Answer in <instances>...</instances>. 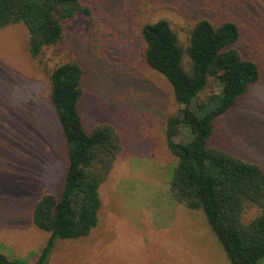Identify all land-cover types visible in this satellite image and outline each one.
Here are the masks:
<instances>
[{
  "label": "rangeland",
  "instance_id": "374dc122",
  "mask_svg": "<svg viewBox=\"0 0 264 264\" xmlns=\"http://www.w3.org/2000/svg\"><path fill=\"white\" fill-rule=\"evenodd\" d=\"M91 8L57 46L33 58L25 25L0 29V253L34 264L49 234L33 222L44 195L59 196L67 147L50 101V73L69 61L84 70L79 111L87 132L111 125L122 150L99 193V224L88 237L58 240L46 264H231L201 210L170 191L177 159L166 140L176 104L169 82L148 66L145 24L167 21L186 49L200 19L231 20L243 31L236 48L255 49L262 78L218 124L212 146L264 168V0H82ZM189 70V57H184ZM218 91L211 84L204 101ZM177 141L192 139L181 126ZM256 208L247 209L249 223ZM264 264V259L260 262Z\"/></svg>",
  "mask_w": 264,
  "mask_h": 264
},
{
  "label": "trees",
  "instance_id": "16d2710c",
  "mask_svg": "<svg viewBox=\"0 0 264 264\" xmlns=\"http://www.w3.org/2000/svg\"><path fill=\"white\" fill-rule=\"evenodd\" d=\"M91 8L82 0H0V29L23 24L29 33L33 58L63 40L66 28ZM243 36L231 20L200 19L182 48L170 24L147 23L141 38L145 60L171 85L179 106L166 122V140L178 160L170 180L173 198L190 210H201L231 264H260L264 259V168L212 146L218 124L234 110L262 78L256 49L243 57L236 46ZM189 57V70L184 57ZM84 70L76 61L50 73V101L67 147V166L60 195H44L33 210L34 225L49 239L34 264H46L58 240L88 237L99 224L100 187L122 150L111 125L87 132L79 111ZM214 84L218 91L201 95ZM181 126L192 139L177 141ZM256 208L249 223L243 216ZM0 264H23L0 253Z\"/></svg>",
  "mask_w": 264,
  "mask_h": 264
}]
</instances>
